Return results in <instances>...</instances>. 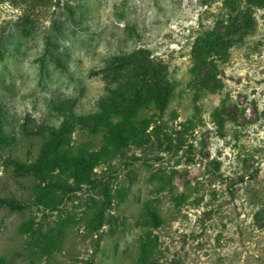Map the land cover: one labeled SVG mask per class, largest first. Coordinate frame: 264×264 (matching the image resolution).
Listing matches in <instances>:
<instances>
[{"label":"rangeland","instance_id":"rangeland-1","mask_svg":"<svg viewBox=\"0 0 264 264\" xmlns=\"http://www.w3.org/2000/svg\"><path fill=\"white\" fill-rule=\"evenodd\" d=\"M0 198V264H264V0H0Z\"/></svg>","mask_w":264,"mask_h":264},{"label":"trees","instance_id":"trees-1","mask_svg":"<svg viewBox=\"0 0 264 264\" xmlns=\"http://www.w3.org/2000/svg\"><path fill=\"white\" fill-rule=\"evenodd\" d=\"M60 112H63L62 107H58ZM78 115L75 113L73 106L70 108L69 117H77ZM80 117V116H79ZM57 130L53 133L54 142L52 140L45 145V147L41 150L40 160L44 163L49 160H56L58 163L59 170L63 173H69L70 177L73 179V183L79 182V178L82 172H85L89 168H94L97 161L101 157V154L98 153H87L80 149L77 153H72L71 151L64 150L57 144L56 138ZM55 162V161H54ZM31 172H37V168L32 166L30 167ZM56 180L54 182V186L58 187L60 191L63 193H68L73 189V185L68 184L67 181L63 180L59 175L55 176ZM97 186L102 188V193L104 196L108 195V186L103 184L101 181L97 182ZM25 206L24 203H18L16 201H8L4 198H0V208H10V209H23ZM49 207L54 208L55 204H49Z\"/></svg>","mask_w":264,"mask_h":264}]
</instances>
